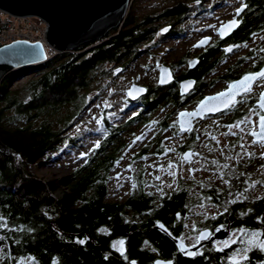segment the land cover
Wrapping results in <instances>:
<instances>
[{
    "label": "trees",
    "instance_id": "trees-1",
    "mask_svg": "<svg viewBox=\"0 0 264 264\" xmlns=\"http://www.w3.org/2000/svg\"><path fill=\"white\" fill-rule=\"evenodd\" d=\"M175 14L174 8L164 13ZM5 22L0 15V31ZM154 22L151 16L137 18L127 13L120 26L100 41L71 52L49 54L45 62L13 70L0 81V141L11 152L0 151V264L150 260V255L140 250L142 235L137 229L154 220L173 219L186 201V192L164 200L157 210L150 207V198L143 192L127 203H111L106 201L105 174L124 147L123 134L151 124L149 111L155 94L139 102L140 107L122 125L102 121L99 147L86 155L71 179H37L30 167L38 159L54 158L81 145L80 132L70 135L75 120L99 95L100 82L111 77L113 66L129 60L140 42L152 34ZM18 122L22 124L18 126ZM60 185H66L67 191L56 197ZM128 209L133 211L132 217ZM99 229L125 235L127 253L112 250Z\"/></svg>",
    "mask_w": 264,
    "mask_h": 264
},
{
    "label": "flooded vegetation",
    "instance_id": "flooded-vegetation-1",
    "mask_svg": "<svg viewBox=\"0 0 264 264\" xmlns=\"http://www.w3.org/2000/svg\"><path fill=\"white\" fill-rule=\"evenodd\" d=\"M228 2H231L232 5L237 3V5L232 8L230 17L224 20L222 24L235 18L239 21V26L223 38L218 34L217 29L215 36L210 37L207 44L202 47H194L207 37L200 36L194 39L190 46L183 50L174 61H169L170 64L164 61L158 63L157 82L154 88L152 87L153 91L156 92V98L159 97V99L157 98L158 100L151 110H163L166 116L170 113L176 118L173 123L160 122L154 125L156 127L153 139L154 145H159V142H162L164 133H166V137L180 141L176 153L179 155L181 162L185 164L188 171L191 169L190 172L202 174L204 177L199 182L202 185L201 193L198 196L201 202H191V199L194 198L190 196L188 186L177 188L160 198L146 193L142 187L139 192L131 193L123 203L108 201L106 198L108 202L124 204L128 200L141 196L143 192L150 198V207L157 210L163 207L164 200H169L183 191L186 192V201L181 205V211L174 213L173 219L167 222L154 220L150 226L137 229L142 235L140 250L147 252L151 257L150 260L142 262L130 260L127 264H154L156 259L171 261L172 264H231L228 256L237 248L244 249L247 246V235L240 233L239 229H245L246 233L259 231L262 233L260 239H264V197L255 200L250 199L252 187L249 188L253 180L255 167L259 166L264 171V167H262L264 166V157L260 156L259 164L253 157L239 155L236 156V161L233 163L230 158V148H212L214 147L213 143L220 147L223 140H226L228 146L238 144L246 146L255 139L249 133L253 128L257 131L258 124L245 123L240 125L239 128L231 130L228 125L239 122L245 116H249L250 121H258V117L251 114L249 108L257 105L259 94L264 91V88L254 85L253 92L247 97H236L237 100H242V103L224 109L215 115H206L201 121L195 119L191 131H181L177 122L179 113L195 111L204 97L225 91L231 82L238 81L246 73L258 72L264 66V52L260 51L264 48V42L260 41V37H264V0H228ZM242 4L247 5V7L239 16H236V9L240 8ZM169 28L170 31L167 34L165 33L166 35L171 34L175 26L171 25ZM244 44L248 46L234 48L230 53L225 52V49L230 46ZM168 50L170 49L166 51ZM193 61H198V63L191 66L190 62ZM161 66L167 67L172 76V80L164 85L158 82ZM186 81L193 82L192 87L181 94L180 83ZM216 84L219 87L213 89ZM143 87H145L146 93L142 96L143 98L141 97V100L147 101L149 95L153 97L152 89L146 85ZM219 118H224V122L214 123L208 129L201 128L206 120ZM167 131L170 132V135ZM225 133L228 134L225 135ZM217 136H220V138H217ZM142 151L144 153L151 152L146 149ZM187 151L192 152L190 160H182L181 157ZM152 152L164 158L171 151L157 147ZM163 153H165V156L162 157ZM205 153L211 155L206 156ZM213 161L216 163H213ZM225 181H228V183H225ZM212 193H214V197H212ZM241 193L243 195H240ZM197 204H205L206 213H203L200 218L197 214L195 215L198 218H194L191 222L193 225L189 231V236H185L183 235V225H185L183 219L188 212V208ZM127 211L130 213L129 216L132 217L133 211L130 209ZM161 225L164 227L161 228ZM221 225H223L222 228ZM157 227L160 229H157ZM218 228H220L219 231L216 230ZM202 231H208L211 235L207 239L196 243V238ZM98 232L105 235V241L111 243V245L115 241H123V251L117 250V252L120 255L127 253L125 235L113 234L110 229H99ZM234 236L238 238V242L231 244L228 248H223L221 244L216 243ZM181 240L185 248L190 249L189 252L197 254L189 257L184 256L178 246V242L181 243ZM111 249L115 250L112 246ZM247 255L249 259L240 261V264H264V251L253 248Z\"/></svg>",
    "mask_w": 264,
    "mask_h": 264
},
{
    "label": "rangeland",
    "instance_id": "rangeland-1",
    "mask_svg": "<svg viewBox=\"0 0 264 264\" xmlns=\"http://www.w3.org/2000/svg\"><path fill=\"white\" fill-rule=\"evenodd\" d=\"M227 2L228 0H199V3H197V0H130L128 14L137 18L151 16L155 19V22L151 25L152 34H149L144 41L140 42L137 52L133 53L128 58L129 60L125 61L124 64L120 63L113 66L110 72L111 77H107L100 82L102 89L99 95L87 104V108L75 120L74 129H71L70 135L74 136L77 132H80L81 145L70 151H63L54 158L38 159L30 167L31 174L44 181L71 179L73 174L83 166L86 155H91L93 150L97 148V143L102 140L104 133L102 121L107 119L112 125L120 126L140 107L139 102H144V100H141L143 97L135 101L128 100L125 91L129 85H146L152 89L154 95L156 92L153 91V88L157 82L158 63L164 61L170 64L169 61H174L183 50L190 46L194 39L200 36L214 37L216 30L224 20L230 17L232 8L237 5V3L232 5L231 2ZM174 6L176 7L174 8ZM173 8L177 13L175 17L164 15L165 11ZM1 16L3 20H9L7 15ZM30 20L33 23L41 22L35 17H31ZM171 25L175 26L171 34L166 35L170 28L166 34L160 33L162 28ZM209 25L215 27H209ZM41 31V28L36 30L34 35L36 33L40 35ZM260 41L264 42V40ZM167 49L170 50L166 51ZM172 50L174 51L172 52ZM118 67L122 69L118 74H114V69ZM217 87L219 85L216 84L213 89ZM157 98L159 99V97ZM157 98L155 95L151 108L158 100ZM149 114L151 116L150 120H152L150 125L137 126L133 133L127 131L122 136L124 147L117 154L119 164L115 161L110 172L105 174L108 188L107 200L123 203L131 193L139 192L141 187L146 193L160 198L177 188L188 186L190 196L194 198L191 199V202H201L198 196L201 193L202 185L199 182L204 177L202 174L188 171L185 164L181 162L179 155L176 153L180 141L168 138L164 133L162 142H159V145H154L153 142L156 133L154 125L160 122L173 123L176 118L170 113L166 116L163 110L152 111L150 109ZM223 122L224 118L208 119L201 125V128L208 129L214 123ZM21 124L22 122L17 123L18 126ZM167 133L170 135L169 131ZM140 134V139L137 140L136 138ZM217 138H220V136H217ZM225 141L223 140L220 147L213 143L214 147L212 148H230V158L233 163L236 161V156L247 155L253 157L260 164V156L263 151L260 144L249 143L248 141L249 144L243 145V147L239 144L228 146ZM157 147L171 152L168 156L161 158L152 152ZM143 149L151 152L144 153ZM205 155L211 154L205 153ZM169 163L173 165L172 168L168 167ZM184 168L185 170H183ZM170 172L175 174L169 175ZM99 173L104 176V170H99ZM156 177H160V179H156ZM133 185L136 187L133 188ZM250 187H252L250 199L255 200L264 197V171L259 166L255 167ZM66 191L67 186L60 185L54 195L61 197L62 193ZM205 210V204H197L188 208V212L183 219L185 224L183 225V235L189 236V231L193 225L191 222L194 218H198L195 215L197 214L200 218L203 213H206ZM191 213L193 215H190ZM117 242H113L111 246L115 250L123 251V245Z\"/></svg>",
    "mask_w": 264,
    "mask_h": 264
},
{
    "label": "water",
    "instance_id": "water-1",
    "mask_svg": "<svg viewBox=\"0 0 264 264\" xmlns=\"http://www.w3.org/2000/svg\"><path fill=\"white\" fill-rule=\"evenodd\" d=\"M129 4L130 0H0V12L11 17H35L47 23V30L45 33L46 44L58 54L71 52L80 46L103 39L110 30L118 28L123 22ZM220 27L218 29H220ZM168 30L169 27H164L160 30V33L165 34ZM48 59L49 57L41 43H30L20 40L1 45L0 80L13 70L40 64ZM163 68L167 67L161 66L159 68L158 82L161 85L167 84L172 80V76L169 79L166 73L164 75L165 82L160 83L161 69ZM262 68H264V66ZM117 69L121 70V67L114 69V74L120 72H117ZM189 82L191 81L180 83L181 94L186 92L183 86ZM191 87L189 89H191ZM133 88L143 89L144 91H134L133 95L135 98H133V96L128 95V92ZM125 93L129 101H135L145 95L146 89L137 84H130ZM212 96L215 95H208L201 101ZM223 99L225 98H220V100ZM217 103H219V100L210 101L209 105ZM224 109L225 108L221 104L220 111ZM220 111H204L200 116L191 118H180L179 113L177 122L181 130L182 120L185 127L189 124L192 127V123L195 119L201 121L204 116L215 115ZM257 131H259V127ZM0 151L6 155H11L10 149L1 141ZM185 153L192 152L187 151ZM161 156H165V153ZM157 229L160 228L157 227ZM178 246L180 248L179 242ZM185 249L186 251H182V253L184 256L189 257L190 255H188L187 252H189L190 249ZM157 262H160V264H172L171 261H164L162 259H156L154 264H157Z\"/></svg>",
    "mask_w": 264,
    "mask_h": 264
},
{
    "label": "snow or ice",
    "instance_id": "snow-or-ice-1",
    "mask_svg": "<svg viewBox=\"0 0 264 264\" xmlns=\"http://www.w3.org/2000/svg\"><path fill=\"white\" fill-rule=\"evenodd\" d=\"M197 3H199V0H197ZM247 7V5L242 4L240 8L236 9V16H239L240 13L242 11H244V8ZM239 26V21L236 20L235 18L232 19L231 21H229L227 24H223L220 29H218L219 35L221 36V38H223L225 35L229 34L232 30H234L236 27ZM209 27H215L212 25H209ZM210 39V37H206L204 39H202L197 45H194V47H202L205 44L208 43V40ZM261 40H264V37H260ZM247 44L244 45H234V46H230L228 48L225 49V52H232L234 48H239V47H247ZM260 51L264 52V48L260 49ZM198 63V61H193L190 62L191 66H195V64ZM159 67V65H157ZM117 72H119L120 70L117 69ZM168 74L169 79L171 78V73L167 68H163L161 69V79H160V83H164L165 82V78L164 75ZM193 82H189L187 84H185L183 87L185 89V91H187L190 87L191 84ZM256 87H260V88H264V68L260 69V71L258 72H254V73H246L243 77H241L240 80L235 81V82H231L228 85V88L225 91H222L220 93H217L215 96L212 97H207L205 98L204 101H201L198 108L193 111V112H181L179 114L180 118H191V117H197L200 116L202 112L204 111H220L221 110V104L223 105V107L225 109L230 108L235 106L238 103H242V100H237L236 97L240 96V97H247L249 94H251L253 92V86ZM134 91H139V92H143V89H135L133 88L132 90H130L128 92L129 96H133ZM221 97H224L225 99L220 100ZM219 100V103L217 104H211L209 105L210 101H217ZM107 106V105H106ZM259 109V110H257ZM249 112L255 116L258 117V121H250V117L249 116H245L244 118H242L239 122L232 124V125H228V128L231 130L233 128H239L240 125L245 124V123H253V124H258L259 127V131H256L255 128H253V130L249 133V135L255 137L256 139H254L252 141V143L254 144H260L262 148H264V91H261L259 94V98L257 100V105L254 107H250L249 108ZM191 126L190 124L185 127V124L183 122V120L181 121V131H191ZM228 133H225V135H227ZM235 134V133H233ZM137 140L140 139V137L136 138ZM213 139H215V137H213ZM133 143H135V141H133ZM96 147H99V143H97ZM241 147H243V145H241ZM174 151V149H173ZM86 155V154H84ZM192 156V153H184L183 156L181 157L182 160L188 161L190 160V157ZM261 156L264 157V151L261 152ZM213 163H216L215 161H213ZM117 164H119V161H117ZM169 168H172L173 165L171 163H169L168 165ZM225 167H227V165H225ZM264 167V166H262ZM191 171V169H190ZM175 173L170 172L169 175H174ZM156 179H160V177H156ZM225 183H228V181H225ZM254 186V185H253ZM136 186L133 185V188H135ZM169 187H171V185H169ZM247 190V189H246ZM240 195H243V193H241ZM233 203L235 201H232ZM225 211H227V209H225ZM215 218V217H213ZM161 228H163L164 226L161 225ZM223 227V225H221V228ZM217 231L220 230V228L216 229ZM165 231H167V229H165ZM240 233H245L247 235V246L244 249H239L237 248L231 255L228 256V260L231 262V264H240V261L243 260H248L249 257L247 255L248 252L252 251L253 248H258L261 251H264V239H260L262 233L259 231H252L250 233H246V230L241 228L238 230ZM211 235L210 232L208 231H202L200 233V235L196 238V243H199L200 240L203 239H207L209 236ZM80 243H84V241H79ZM238 242V238H235V236L233 238L230 239H225L223 241H218L216 243L221 244L223 246V248H228L230 247L231 244H236ZM120 245H123V241H118L117 242ZM180 250L181 251H186L185 246L183 244V241L181 240L180 243ZM218 250H222V249H218ZM188 255H196L197 253H193V252H187ZM31 259V258H29ZM157 264H160V262H157Z\"/></svg>",
    "mask_w": 264,
    "mask_h": 264
},
{
    "label": "built area",
    "instance_id": "built-area-1",
    "mask_svg": "<svg viewBox=\"0 0 264 264\" xmlns=\"http://www.w3.org/2000/svg\"><path fill=\"white\" fill-rule=\"evenodd\" d=\"M1 15H6L0 12ZM9 20H5V28L0 31V46L15 41H26L30 43H41L45 48L48 56L50 54H56L52 48L48 47L45 41V33L47 30V23L40 20V23L31 22V17H11L8 16ZM38 27V28H37ZM42 29L41 34L36 33V30ZM1 252V251H0Z\"/></svg>",
    "mask_w": 264,
    "mask_h": 264
},
{
    "label": "clouds",
    "instance_id": "clouds-1",
    "mask_svg": "<svg viewBox=\"0 0 264 264\" xmlns=\"http://www.w3.org/2000/svg\"><path fill=\"white\" fill-rule=\"evenodd\" d=\"M48 57L50 58V56L48 55Z\"/></svg>",
    "mask_w": 264,
    "mask_h": 264
}]
</instances>
